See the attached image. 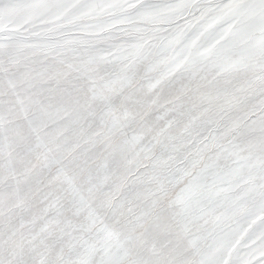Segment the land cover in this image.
I'll return each mask as SVG.
<instances>
[{
  "label": "snow or ice",
  "instance_id": "1",
  "mask_svg": "<svg viewBox=\"0 0 264 264\" xmlns=\"http://www.w3.org/2000/svg\"><path fill=\"white\" fill-rule=\"evenodd\" d=\"M0 264H264V0H0Z\"/></svg>",
  "mask_w": 264,
  "mask_h": 264
}]
</instances>
